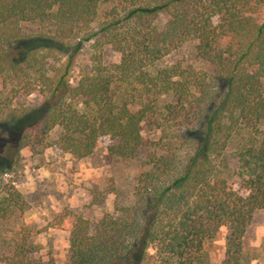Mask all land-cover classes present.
I'll use <instances>...</instances> for the list:
<instances>
[{
  "label": "trees",
  "instance_id": "obj_1",
  "mask_svg": "<svg viewBox=\"0 0 264 264\" xmlns=\"http://www.w3.org/2000/svg\"><path fill=\"white\" fill-rule=\"evenodd\" d=\"M261 2L0 0V86L47 104L31 122L6 112L0 93V137L9 136L15 153L54 144L84 159L107 137L109 156L133 159L144 124L167 133L151 142L132 204L95 221L68 210L54 216L51 225L68 233L64 264H208L207 248L223 229L219 264L244 262L247 227L264 210V21L254 17ZM24 25L38 34L25 37ZM86 48L89 63L72 85ZM104 48L120 61L105 63ZM229 144L240 194L223 176ZM26 207L13 185L0 186V264H56L37 256Z\"/></svg>",
  "mask_w": 264,
  "mask_h": 264
},
{
  "label": "rangeland",
  "instance_id": "obj_2",
  "mask_svg": "<svg viewBox=\"0 0 264 264\" xmlns=\"http://www.w3.org/2000/svg\"><path fill=\"white\" fill-rule=\"evenodd\" d=\"M255 19L264 21V0L258 6ZM168 16H160L157 20L164 23ZM22 33L25 37L36 36L35 26L24 25ZM20 47V46H19ZM91 48V47H90ZM90 48L84 49L75 58V68L70 77L74 85L79 78L80 69L89 63ZM64 60L62 56L54 59ZM102 60L105 63H118L119 53L104 48ZM13 84L0 86L2 100L8 105V111L14 114H28L29 121L39 119L47 108L46 99L37 94H19L15 97L17 86ZM4 103V102H3ZM5 118V122L12 121ZM56 129L48 136L55 141L59 135ZM3 131L0 129V136ZM165 132L151 124H144L142 136L145 144L133 159H119L108 155L107 148L114 144L109 138L99 140L92 155L84 159H74L69 154L46 145L25 147L15 153L10 145V138L0 137V186L13 185L22 195L27 209L23 215L25 224H29L36 232L35 242L41 249L37 256L47 261L49 257L56 264H64L68 255V233L54 228L51 221L63 210L82 218L95 221L104 214H112L120 207L134 201L136 177L146 168L143 163L152 153L151 142L164 139ZM51 145V144H50ZM234 147L229 144L224 151L225 161L223 176L228 184L239 194L243 193L237 178L238 164L233 155ZM13 226L11 225L12 228ZM7 228V230H9ZM17 228V227H13ZM225 229L208 248L209 263L219 264L224 255ZM8 237V233L4 234ZM244 262L242 264H264V210H258L247 227L244 241Z\"/></svg>",
  "mask_w": 264,
  "mask_h": 264
}]
</instances>
